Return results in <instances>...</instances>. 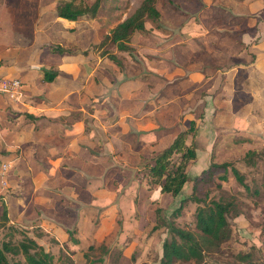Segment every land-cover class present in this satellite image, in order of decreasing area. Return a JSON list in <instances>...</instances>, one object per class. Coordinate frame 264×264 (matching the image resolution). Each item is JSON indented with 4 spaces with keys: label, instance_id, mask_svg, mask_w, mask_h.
Returning a JSON list of instances; mask_svg holds the SVG:
<instances>
[{
    "label": "rangeland",
    "instance_id": "374dc122",
    "mask_svg": "<svg viewBox=\"0 0 264 264\" xmlns=\"http://www.w3.org/2000/svg\"><path fill=\"white\" fill-rule=\"evenodd\" d=\"M39 1L22 0L21 3L26 6ZM60 1L63 0H52V9ZM83 1L90 3L92 0ZM140 1L102 0L93 18L83 15L78 21L65 20L72 25V31L77 30L75 38L73 33H62V23L52 25L47 37L57 42L54 46L62 49L82 53L80 47L86 44L87 51L94 53L95 40L99 41L115 24L130 15ZM254 1L170 0L160 6L157 21H147L144 31L132 35L130 50L115 52L111 45L96 46L98 55L104 50L114 52L122 59V64L116 67L103 59L102 83L106 90L102 100L97 102L105 105L106 125L90 119L89 114L83 112L86 130L94 136L97 134L102 141L109 138L105 129L108 130L107 125L113 122L116 112H108L106 99L109 95L106 94L121 76L137 77L144 86L138 95L145 100L147 114L157 115L155 111L161 105L174 103L180 129L187 127L189 119L197 122L196 158L188 164L187 182L179 195L157 194V188H144L141 164L148 155H139L133 170H124L117 163L118 169L106 174L111 185L109 189L118 185L115 187L117 193L113 190L112 199L101 204H113L116 210L111 211L109 206L102 213L98 209L85 211V220L81 218L78 223L84 233L81 234L82 242L71 233L66 246L60 247L53 239L42 236L38 228V231H32L15 225L17 231H32L57 264H85L76 255L85 251L88 244L105 247L103 255L97 249L89 259L98 258L100 264H157L161 244L168 233L164 226L155 230L152 227L167 221L181 198L186 201L175 222L192 228L196 206L193 198L232 197L238 214L228 217L229 237L216 252L205 255V264L264 263V92L258 90V65L243 50L247 45L255 55L264 54V2L257 11L258 18L253 9L247 15L244 11L248 9L246 3ZM239 14L245 16L236 22L234 19ZM247 18L250 19L245 20ZM254 42L261 45L258 52ZM172 108L168 107V110ZM161 118L157 120L162 122ZM139 119L134 120L132 130L149 132L152 138L160 140L152 133L158 126L152 120ZM170 132V128L163 130L164 135ZM213 163H225L226 172L216 169L209 182L201 180L206 177L204 170ZM231 168L241 175L244 186L234 178ZM222 174L225 179L219 178ZM197 175L201 178L192 190ZM244 253L250 256V263L237 260L236 255Z\"/></svg>",
    "mask_w": 264,
    "mask_h": 264
},
{
    "label": "crops",
    "instance_id": "0c3cea01",
    "mask_svg": "<svg viewBox=\"0 0 264 264\" xmlns=\"http://www.w3.org/2000/svg\"><path fill=\"white\" fill-rule=\"evenodd\" d=\"M21 1L0 0V75L21 82L19 97L0 95V163L10 165L2 176L5 186L0 185V199L10 223L39 229L61 247L69 241L68 232L82 242L84 233L78 223L85 220V211L102 213L109 206L116 210L113 204H101L112 199L118 186L109 189L106 174L118 169L117 163L133 170L139 155L149 151L151 134L132 127L136 118L150 121L151 115L138 95L144 86L137 77L121 76L106 94L108 112H116L105 129L109 138L102 141L86 130L83 112L102 125L108 116L105 105L97 102L106 90L102 83L105 58L96 53L100 40L94 42V53L87 51L86 44L80 47L82 53H58L52 49L57 42L47 37L50 27L62 23V33H73L74 38L77 30L53 16L52 0L26 6ZM263 2L258 1V9ZM43 70L56 75L46 81ZM32 231L26 233L42 246Z\"/></svg>",
    "mask_w": 264,
    "mask_h": 264
},
{
    "label": "trees",
    "instance_id": "16d2710c",
    "mask_svg": "<svg viewBox=\"0 0 264 264\" xmlns=\"http://www.w3.org/2000/svg\"><path fill=\"white\" fill-rule=\"evenodd\" d=\"M102 0L87 1L79 0L77 3L74 0H63L58 2L54 7L53 16L65 20L76 21L83 15H88L93 18L97 12L99 4ZM170 0H141L133 12L125 17L123 20L115 24L108 33L103 35L97 46L101 48L106 45H111L115 52H124L130 50L129 42L133 34L142 32L146 29L147 21H157L160 15L159 8ZM260 0H255L251 3H246L248 9L244 10L245 15L250 14V10L258 11V6L255 4ZM250 7V8H249ZM243 14H239L234 20H242ZM256 51L261 45L254 42ZM53 50L58 53L68 52L69 50L62 49L58 46H53ZM247 55L255 59L258 65V90H262L264 83V54L257 53L255 55L252 51L244 45ZM108 62L116 67L121 66L122 59L114 52L107 50L100 54ZM56 73L42 71V78L50 81L54 78ZM259 75H261L259 77ZM168 107H173L168 110ZM176 106L174 103L169 105H161L155 112L157 115H152L151 120L158 126V129L152 131L155 135L160 136V140L156 137H151L149 151H145L147 158L141 164L142 184L146 189L157 188L160 194L177 196L179 195L182 186L187 180L186 167L196 158V128L197 122L194 119L188 120V125L185 129H180L178 126L176 116ZM170 112L172 116L168 113ZM160 116V117H159ZM162 117V118H161ZM161 118V120H157ZM180 115L179 119L182 120ZM164 128H170L169 134L163 133ZM160 130V131H159ZM164 137L165 141L163 140ZM147 150V149H146ZM141 155V154H140ZM3 156V151L0 150V157ZM227 165L211 164L204 170L206 173V181L215 174L216 169H221L226 172ZM234 178L244 186L241 175L231 168ZM200 175L195 178L192 185V190L200 181ZM220 179H225V174L219 175ZM246 187V185H245ZM2 192H0L1 198ZM186 199L181 198L177 207H175L167 221H162V224H156L152 227L153 230L164 226L167 229L168 237L165 238L161 244V255L157 264H205L204 257L206 254L210 255L216 252L220 245L224 243L230 234V226L228 217L236 216L238 209L232 197L229 198H207L198 199L193 198L196 206L193 212V227L180 226L175 222V218L179 216ZM9 217L4 203L0 199V264H57L53 261L52 255L45 251L44 248L30 237L26 232L17 231V227L9 222ZM159 226V227H158ZM16 233L19 234L16 237ZM71 235V232H68ZM75 241V239H74ZM97 249L101 250L103 255L106 249L103 245L93 247L91 244L87 246L86 250L80 253V258L85 264H100V259H93L90 261L92 252ZM237 260L250 261L248 253L237 254ZM70 262V261H69ZM68 262V263H69ZM264 264V263H261Z\"/></svg>",
    "mask_w": 264,
    "mask_h": 264
},
{
    "label": "built area",
    "instance_id": "2783aa9c",
    "mask_svg": "<svg viewBox=\"0 0 264 264\" xmlns=\"http://www.w3.org/2000/svg\"><path fill=\"white\" fill-rule=\"evenodd\" d=\"M21 92V82L18 78L7 77L0 75V95L11 97H19ZM10 167L9 163H0V185L5 186V181L2 179L4 172Z\"/></svg>",
    "mask_w": 264,
    "mask_h": 264
}]
</instances>
